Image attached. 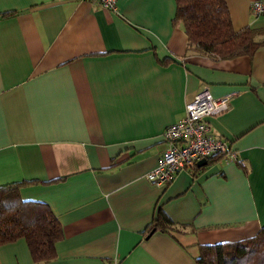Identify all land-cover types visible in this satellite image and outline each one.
<instances>
[{
  "label": "crops",
  "instance_id": "0c3cea01",
  "mask_svg": "<svg viewBox=\"0 0 264 264\" xmlns=\"http://www.w3.org/2000/svg\"><path fill=\"white\" fill-rule=\"evenodd\" d=\"M253 0H227L233 29L264 28ZM174 0H0V186L27 181L62 235L34 262L23 239L0 264H198L200 246L264 226V46L217 59L188 47ZM262 38V37H260ZM207 90L233 94L207 118L237 161L207 159L157 185L163 130ZM171 224L164 230L147 226Z\"/></svg>",
  "mask_w": 264,
  "mask_h": 264
},
{
  "label": "trees",
  "instance_id": "16d2710c",
  "mask_svg": "<svg viewBox=\"0 0 264 264\" xmlns=\"http://www.w3.org/2000/svg\"><path fill=\"white\" fill-rule=\"evenodd\" d=\"M172 23H181L188 36V47L217 59L252 57L264 46V28L244 27L235 31L227 0H174ZM262 37V38H260ZM221 155L216 154L212 157ZM212 157L208 158L211 159ZM237 161V160H236ZM27 181L0 186V246L23 238L34 262L54 256V244L62 235L60 225L47 204L23 200L19 194ZM150 223L164 230L171 224L161 215ZM198 264H264V226L252 237L235 242L200 246Z\"/></svg>",
  "mask_w": 264,
  "mask_h": 264
},
{
  "label": "built area",
  "instance_id": "2783aa9c",
  "mask_svg": "<svg viewBox=\"0 0 264 264\" xmlns=\"http://www.w3.org/2000/svg\"><path fill=\"white\" fill-rule=\"evenodd\" d=\"M100 6L117 11V0H89ZM252 10L256 16L264 15V0H253ZM233 94L212 96L207 90L196 94L185 104V114L163 130L166 149L157 165L146 174V178L157 185L171 182L178 172L202 158L216 154L227 161H236V152L226 139L210 132L207 118L229 110ZM113 264H119L114 260Z\"/></svg>",
  "mask_w": 264,
  "mask_h": 264
},
{
  "label": "water",
  "instance_id": "95a60500",
  "mask_svg": "<svg viewBox=\"0 0 264 264\" xmlns=\"http://www.w3.org/2000/svg\"><path fill=\"white\" fill-rule=\"evenodd\" d=\"M196 164H197L198 166L205 165V164H207V159H206V158H202V159H200L199 161H197ZM154 231H155V228H152V229L149 231V233L147 234L146 237L150 236V234H152V232H154Z\"/></svg>",
  "mask_w": 264,
  "mask_h": 264
}]
</instances>
